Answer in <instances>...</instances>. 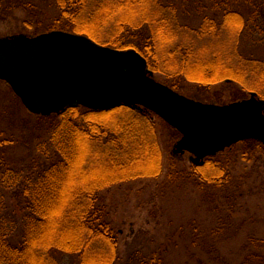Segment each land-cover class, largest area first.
<instances>
[{"label": "trees", "instance_id": "1", "mask_svg": "<svg viewBox=\"0 0 264 264\" xmlns=\"http://www.w3.org/2000/svg\"><path fill=\"white\" fill-rule=\"evenodd\" d=\"M50 1L57 14L45 25L37 22L43 30H64L84 34L114 48H134L146 58L149 69L160 72H164L159 61L165 51L157 54V49L168 29L191 34L193 39L201 42L228 21V29L236 33L235 44L241 34L250 33L257 19L253 12L246 18L240 8L261 5L257 0H215L211 7L198 8L197 12L217 10L222 14L220 21L205 15L201 23L193 27L179 21L177 0ZM201 1L192 0L191 3L200 5ZM36 2L38 0H0V7L14 6L33 14ZM190 45L192 42L189 41L187 44L176 42L169 54L188 55ZM228 57L229 62L233 60L240 65L241 73L234 71L228 63L225 69L232 76L222 77L225 73L223 70L218 73V69L215 76H221L224 81L237 80L245 88L248 87L242 82L243 74L264 77V59L248 58L234 49ZM219 62L213 60L212 64ZM181 73L173 71L168 75L177 77ZM206 79L217 80L209 76ZM167 85L178 91L173 81ZM263 88L250 87L264 99ZM14 98L17 109L25 108L18 97ZM3 110L25 126L37 121L31 128L38 141L35 146L31 145L33 148L24 142L25 157L15 161L6 154L13 141L5 137L0 139V264H64L65 255L77 258L70 264H91L98 256L101 264H117L120 259L117 231L99 205L102 190L141 178L159 179L164 172V184L160 187L163 191L169 187L173 191H184V187L189 186L215 209L226 206L228 210H234L242 196V182L233 176L230 159L225 155L240 144L242 159L258 161L264 158L262 143L245 139L204 158L201 165L191 161L189 166L181 165L183 155H174L170 151L163 166L162 152L149 116L151 111L145 108L121 105L108 110H91L78 105L49 116L33 114L26 109L27 116L22 117ZM104 114L114 116V121H105ZM28 116L33 120H28ZM42 120L47 122L41 123ZM169 128L173 146L180 133ZM79 174L83 176L78 177ZM9 194L13 196L12 205L11 202L8 204ZM61 224L66 229L55 236L54 232ZM252 242L256 244V241ZM257 248L259 250L246 254L252 256L247 258L246 264L263 261L258 259V253L263 256L264 243ZM60 253L64 255L59 256ZM156 255L158 253L148 262L139 258L137 264H154Z\"/></svg>", "mask_w": 264, "mask_h": 264}, {"label": "rangeland", "instance_id": "2", "mask_svg": "<svg viewBox=\"0 0 264 264\" xmlns=\"http://www.w3.org/2000/svg\"><path fill=\"white\" fill-rule=\"evenodd\" d=\"M177 2L179 21L193 27H197L205 15L219 21L222 17L217 10L205 9L203 12H197L198 8L211 7L215 0H203L200 5L191 3L192 0ZM257 2L261 4L257 8L251 4L250 7L240 8L246 18L253 12L257 14V19L250 33L241 34L235 44L233 41L236 33L228 29V21L223 22L221 29L211 31L210 36L201 42L197 38L193 39L191 34L168 29L157 49V54L165 51L159 65L166 73L149 69L153 77L166 85L173 81L178 92L187 97L218 104L249 97L250 92L254 91L250 87L261 89V86H264V77L261 75L250 74L248 77L243 74L245 78H242V82L248 88L243 87L237 80L224 81L221 76H215L217 69L218 73L224 71L222 77L232 76L231 72L225 69L228 63L234 71L241 73L237 62H229L228 54L231 49L248 58L264 59V0ZM35 6L33 14L30 10L1 6L0 36L46 32L41 28L42 25L47 24L57 11L50 0H38ZM183 9L189 12L186 13ZM213 32L215 33L211 36ZM187 41L192 42L188 55L169 54L176 42L187 44ZM213 60L220 61L219 65L212 64ZM173 71L182 73L177 77L168 75ZM207 76L217 80L210 82V79H206ZM262 90L264 91V88ZM255 92L258 95L256 90ZM14 97L17 96L9 85L0 80V139L5 137L13 141L6 154L11 160L21 161L25 157L23 143L28 142L27 146H35L38 141L31 128L37 121L28 116V120L33 121L25 126L6 114L3 108L13 116H27L25 108L17 109ZM149 116L162 152V164L165 166L172 149L171 130L168 124L153 112L149 113ZM113 117L109 114L102 116L107 119L103 120L108 122H111ZM46 122L47 120L41 121ZM241 149L239 144L225 155L230 159L233 176L242 182V196L234 210H228L226 206L215 209L214 205L205 202L200 194L189 186L184 187V191H173L170 187L163 191L161 188L164 184V172L159 179L141 178L102 190L99 205L105 210L107 221L117 231L120 254L117 264H137L139 258L147 261L155 253L158 255L155 256L154 264H246L247 258L252 257L250 253L248 257L246 254L251 250H259L257 245L264 243V158L258 161L244 160L240 155ZM180 163L189 166L188 154L181 157ZM12 197V194L7 195L8 204L11 202L12 205ZM65 229L66 226L61 224L54 235L64 233ZM252 241H256V244ZM261 252L263 256L257 253L258 259H263L262 262L257 263L260 261L258 259L249 261L258 260L254 263L264 264V248ZM61 255L64 254L60 253L59 256ZM76 259L75 256L65 255L63 263L70 264ZM91 264H101V257L98 256Z\"/></svg>", "mask_w": 264, "mask_h": 264}, {"label": "water", "instance_id": "3", "mask_svg": "<svg viewBox=\"0 0 264 264\" xmlns=\"http://www.w3.org/2000/svg\"><path fill=\"white\" fill-rule=\"evenodd\" d=\"M0 80L37 115L78 105L152 111L180 133L171 152L188 153L195 165L241 140L264 146V99L255 91L224 104L202 102L157 81L136 49L103 45L83 34L0 36Z\"/></svg>", "mask_w": 264, "mask_h": 264}]
</instances>
